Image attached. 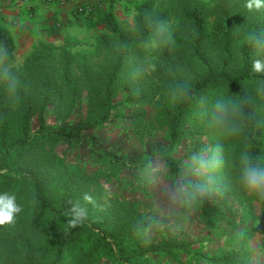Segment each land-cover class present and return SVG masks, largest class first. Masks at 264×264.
Returning a JSON list of instances; mask_svg holds the SVG:
<instances>
[{
	"label": "trees",
	"instance_id": "1",
	"mask_svg": "<svg viewBox=\"0 0 264 264\" xmlns=\"http://www.w3.org/2000/svg\"><path fill=\"white\" fill-rule=\"evenodd\" d=\"M118 1L109 0L106 9L87 19L88 29L103 31L85 49L70 39L60 48L41 44L18 67L11 65L13 33L0 23V44L7 46L11 70L19 80L16 97L0 83V194H15L22 208L14 224L0 227V264H248L249 254L240 248L213 255L196 249L205 238L177 234L144 243L134 227L139 221L150 223V217L124 199H112L114 192L108 188L132 185L149 159H157L174 182L188 154L178 157L177 147L184 137L198 135L205 140L204 148L221 146L224 162L216 174L214 192L219 198L206 196L197 216L210 231L221 224V236L240 233L249 238L259 232L264 238V203L245 195L236 181L241 152L247 150L264 162V127L259 125L264 99L255 92L264 73L252 71L257 57L246 39L250 32L264 33V8L249 11L247 0H136L133 27L126 29L114 14ZM146 14L172 23L174 46L153 53L143 50L141 41L150 31ZM149 57L155 58L156 71L131 80L132 70ZM123 77L132 86L125 100L129 106L141 112L157 99L168 133L167 144L156 147L139 165L127 166L113 150L95 151L96 136L85 137L117 116L116 85ZM177 82L190 85L191 92L206 97L210 105L222 95H252L256 122L239 137L219 135L196 116L195 100L170 101L168 87ZM133 89L139 90L138 97ZM85 142L94 169L78 156ZM122 169L128 179L121 178ZM85 193L94 197L97 207L83 201ZM77 200L88 217L68 228L65 213L69 202ZM233 203L254 211L249 218L241 212L250 229L233 215Z\"/></svg>",
	"mask_w": 264,
	"mask_h": 264
},
{
	"label": "rangeland",
	"instance_id": "2",
	"mask_svg": "<svg viewBox=\"0 0 264 264\" xmlns=\"http://www.w3.org/2000/svg\"><path fill=\"white\" fill-rule=\"evenodd\" d=\"M108 1L57 0L45 3L41 0H0V23L11 30L16 42L14 60L11 65L20 66L26 55L41 44H51L55 48H60L66 39H70L79 42L80 48L85 49L86 45L93 43L96 35L103 31L102 27L88 29L86 21L89 17L96 16L99 10L106 9ZM135 1L119 0L114 7V14L119 24L126 29H131L134 24L132 4ZM129 84L123 77L116 85L118 94L114 102L119 104L116 110L117 116L113 118V122L85 135V137L91 134L96 136L98 147L95 151L113 150L116 154L124 157L127 166L142 164L156 147L164 146L168 142V133L161 121L162 105L155 99L141 112L135 107H130L125 101L127 89L132 87ZM126 115H133V117L129 120ZM189 129L191 132L196 131L191 126ZM184 138L185 141L181 143L182 145L177 147L176 155L179 157L188 153L187 160L192 153L203 149L206 145L205 140L198 135H189ZM207 144L209 145L208 142ZM90 151L89 142H85L83 147L78 148L77 153L82 162L89 166V169H94L96 164L93 165L94 157H91ZM155 161L160 165L161 173H164L160 162L157 159ZM122 170L121 178L123 175L128 179L130 176H128L127 170ZM141 174H137L132 185L125 186L124 190L114 191V188H108V191L109 193L114 192L112 199H124L147 217L160 221L159 225L153 226L150 240L177 234L185 238L190 237L193 240L205 238L206 242L195 246V248L204 251L207 255L229 250L236 252L235 250L240 248L244 254H249L248 264H264V238L259 232L253 233L249 238L248 234L240 233L239 235L229 233L221 236L224 229L221 227L222 225L217 223L216 228L210 231L204 221L197 216L196 211L186 220L181 217H170L166 212L167 205L159 189L146 185L141 179ZM166 182L172 183L168 175ZM137 183L139 186H136ZM208 197L219 198L214 191ZM252 203L256 206L254 202ZM230 207L233 215L237 217V221L242 219V226L250 229L249 220L243 219L241 212H246L245 215L249 218L254 214V211L251 212L249 208H241L240 204L236 206V203L231 204ZM170 221H173V224Z\"/></svg>",
	"mask_w": 264,
	"mask_h": 264
},
{
	"label": "clouds",
	"instance_id": "3",
	"mask_svg": "<svg viewBox=\"0 0 264 264\" xmlns=\"http://www.w3.org/2000/svg\"><path fill=\"white\" fill-rule=\"evenodd\" d=\"M245 7L252 11L264 8V0H247ZM149 28V35L141 41V47L146 53H153L175 45L174 29L170 21L154 18L151 14L144 17ZM251 45L256 59L252 63V71L264 73V33L250 32L246 37ZM154 57L146 58L145 62L135 67L130 73V79L136 81L141 75L155 72L157 64ZM0 83H3L10 97H16L19 80L9 63V51L6 45L0 44ZM256 97L264 99V81L258 83ZM132 94L139 96V90L133 89ZM167 97L171 102L195 100L196 116L206 121L208 126L225 138L241 136L246 126L256 122V99L249 94L236 96H219L209 104L206 97H196L186 83L169 85ZM264 127V116L259 120ZM224 157L221 146L206 147L190 155L184 162V167L177 174L174 182H166L167 172L161 173L160 165L149 159L144 163L141 179L153 188L159 189L166 202V212L170 217L188 219L203 203L206 196L216 190V174L223 167ZM236 181L240 189L248 197L264 203V162L254 157L249 151L240 153L237 163ZM86 204L97 207L94 197L85 193L82 197ZM70 208L65 213L68 228H76L84 223L88 217L87 208L77 201H70ZM22 211L16 202L15 194L8 192L0 194V227L15 223V217ZM160 221L150 218V223L137 222L134 231L144 243L150 242L153 225Z\"/></svg>",
	"mask_w": 264,
	"mask_h": 264
}]
</instances>
